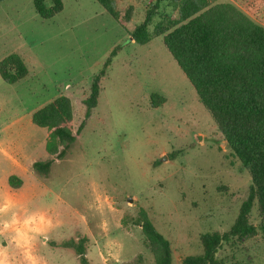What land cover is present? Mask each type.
Segmentation results:
<instances>
[{
    "label": "rangeland",
    "instance_id": "rangeland-1",
    "mask_svg": "<svg viewBox=\"0 0 264 264\" xmlns=\"http://www.w3.org/2000/svg\"><path fill=\"white\" fill-rule=\"evenodd\" d=\"M155 2L118 0L114 19L95 0H63L51 20L36 13L34 0L0 4V62L18 54L28 69L15 85L0 77V264H81L63 246L80 238L88 240L90 264H156L136 223L143 210L170 241L173 264H182L203 254L204 234L227 233L236 222L251 173L168 51L166 35H155L157 24L178 19L171 1L161 0L147 45L131 39ZM217 4L264 27V0ZM119 46L85 129L41 176L35 162L52 157L33 114L66 96L76 132L94 78ZM11 176L20 188L9 185ZM262 220L256 202L248 217L255 235L223 242L217 258L264 264Z\"/></svg>",
    "mask_w": 264,
    "mask_h": 264
},
{
    "label": "trees",
    "instance_id": "trees-1",
    "mask_svg": "<svg viewBox=\"0 0 264 264\" xmlns=\"http://www.w3.org/2000/svg\"><path fill=\"white\" fill-rule=\"evenodd\" d=\"M5 1L0 0V4ZM95 1L114 19L119 18L118 0ZM170 1L178 12V19L170 21L168 26L157 24L155 35H166L164 44L168 51L217 123L228 147L252 177L249 196L230 231L204 234L201 237L203 254L187 256L182 262L225 264L217 258L223 242L255 235L257 229L248 223V217L256 202L263 218L259 229L264 241V27L231 4L212 5L213 0ZM160 2L156 0L145 23L131 33L137 45L144 46L151 41L147 27ZM34 8L43 20H51L62 13L64 3L63 0H34ZM120 50L121 46L114 49L95 76L90 97L85 101V119L76 132L72 127V103L66 96L33 114V123L48 132L46 151L52 157L35 162L34 170L41 176L49 175L53 163L64 159L82 134L98 106L100 81ZM27 74L28 69L18 54H11L0 62V77L9 85L20 82ZM22 183L17 176L9 178L12 188H20ZM136 223L142 228L156 264H173L170 241L156 229L146 211L141 212ZM87 241L86 238L70 239L63 246L73 249L81 264H90Z\"/></svg>",
    "mask_w": 264,
    "mask_h": 264
},
{
    "label": "water",
    "instance_id": "water-1",
    "mask_svg": "<svg viewBox=\"0 0 264 264\" xmlns=\"http://www.w3.org/2000/svg\"><path fill=\"white\" fill-rule=\"evenodd\" d=\"M198 140H200V138H198ZM129 201H132V199H131V198H129Z\"/></svg>",
    "mask_w": 264,
    "mask_h": 264
}]
</instances>
